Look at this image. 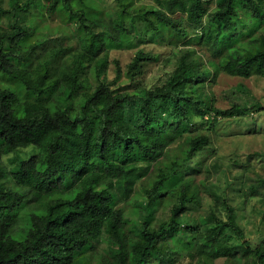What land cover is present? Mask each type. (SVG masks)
Returning <instances> with one entry per match:
<instances>
[{
	"label": "trees",
	"instance_id": "obj_1",
	"mask_svg": "<svg viewBox=\"0 0 264 264\" xmlns=\"http://www.w3.org/2000/svg\"><path fill=\"white\" fill-rule=\"evenodd\" d=\"M90 10L87 0L0 6V22L7 21L0 26V264H174L184 255L240 264L235 249L249 264H264V241L252 245L229 206L225 224H180L205 189L188 176L206 170L198 157L210 144L194 134V119L251 111L216 110L202 92L206 66L264 79V0H114L101 19ZM160 41L194 42L207 65L183 56L157 86L118 90L155 60L140 45ZM136 48L127 79L115 82L116 70L110 83L109 52ZM20 152L14 165L3 162ZM118 199L132 211L117 207ZM170 204L168 222L150 226ZM225 231L239 244L224 240Z\"/></svg>",
	"mask_w": 264,
	"mask_h": 264
},
{
	"label": "rangeland",
	"instance_id": "obj_2",
	"mask_svg": "<svg viewBox=\"0 0 264 264\" xmlns=\"http://www.w3.org/2000/svg\"><path fill=\"white\" fill-rule=\"evenodd\" d=\"M21 1L0 0V6L5 10H10L14 4ZM135 3L137 6L152 5L154 0H135ZM87 4L91 7L89 16L101 19L106 10L108 11L114 5V0H87ZM6 23L7 21L0 22V26ZM65 45L69 46L71 43H65ZM139 49L149 53L155 60L145 63L129 85H119L117 88L122 92H129L137 82L146 87L157 86L172 74L179 59L183 56L188 57L189 62L204 65H207L208 60L199 46L190 41H181L177 46L162 41L159 43L144 42ZM137 50V48L121 49L109 52L107 79L110 83L115 80L116 70L120 71L121 77L115 82H124L127 79L128 66ZM206 67L209 70L208 76L204 78L205 86L201 91L211 98L216 110H225L238 104L241 108H250L251 111L243 116L232 118L207 113L194 119L192 126L194 134L209 136L210 144L204 151V156L198 157L203 159V166L206 170L201 173L192 172L191 176H188L194 179L195 185L204 180L205 189L204 187L199 188L200 205L183 213L180 216V224L184 222L189 225L206 222L209 226H215L217 223L225 224L229 206L234 209L237 223L243 229L245 238L252 245L259 244L264 241V185L259 195L246 196L245 190L258 182L264 183V79L258 76L241 79L217 72L209 65ZM198 69H201V66ZM89 84L85 82L84 86L88 89ZM170 153L179 155L174 148L170 150ZM21 155L20 152L4 158L3 162L14 165ZM151 175L148 173V176L136 182L131 197L137 195L138 186H141ZM129 205L128 201L125 202L122 199H118L116 204L128 213L132 211V206H135L134 204ZM170 216L171 204L161 206L156 211L150 226L166 223ZM213 218L216 219L215 222ZM222 236L229 244H239L231 231H225ZM101 241L105 242L106 238L102 237ZM234 255L240 264H249L250 256L244 257L241 250L235 249ZM198 263H201L199 255L194 258L184 255L174 262V264ZM210 264L237 263L229 256H225L210 261Z\"/></svg>",
	"mask_w": 264,
	"mask_h": 264
}]
</instances>
